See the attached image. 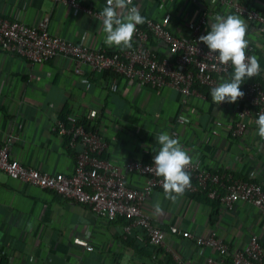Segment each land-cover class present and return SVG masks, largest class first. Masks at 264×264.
I'll return each mask as SVG.
<instances>
[{
    "label": "crops",
    "instance_id": "0c3cea01",
    "mask_svg": "<svg viewBox=\"0 0 264 264\" xmlns=\"http://www.w3.org/2000/svg\"><path fill=\"white\" fill-rule=\"evenodd\" d=\"M79 1L82 8L54 0H0V14L28 23L48 16L57 34L113 50L116 46L104 42L99 15L105 0ZM244 1L264 8L262 0ZM133 5L143 16L164 19L169 14L168 24L179 32L185 30L187 18L194 19L198 13L191 0H133ZM208 10L210 25L216 16L224 15L215 0H208ZM229 14L237 15L229 12L224 16ZM245 22L247 38L264 68V23ZM72 67L70 58L56 56L33 63L0 50V145H6L23 163L73 172V151L67 138L55 132L52 125L63 113H78L86 120L98 114L97 122L108 139V149L102 156H110L116 163L127 156L148 159L154 149L160 148L156 136L166 132L179 139L189 155L203 159L205 165L264 180V140L257 128L232 140L226 127L230 110L223 103L217 105L211 97L193 96L184 104L175 89L158 90L123 77H118V89L112 91L105 75L94 73L88 74L92 84L87 86V78L75 74ZM219 120L222 122L217 123ZM127 181L140 187L144 177L128 175ZM157 203L163 209L161 216L154 214ZM144 210L162 226L176 224L199 234H207L214 226L210 223L211 206L186 191L173 203L158 187ZM127 222L122 216L114 221L97 217L81 203L0 173V264H163L153 262L151 249L141 247L126 233ZM215 226L228 241H243L252 233L260 234L264 241V214L242 203L222 211ZM89 243L94 249H87ZM167 243L184 256L195 253L189 240L179 239L177 243L169 236Z\"/></svg>",
    "mask_w": 264,
    "mask_h": 264
},
{
    "label": "built area",
    "instance_id": "2783aa9c",
    "mask_svg": "<svg viewBox=\"0 0 264 264\" xmlns=\"http://www.w3.org/2000/svg\"><path fill=\"white\" fill-rule=\"evenodd\" d=\"M54 1L75 8L83 7L79 0ZM191 1L198 13L194 19L187 18L183 32L173 30L168 24L169 14L164 19L146 15V23L137 26L132 47H115L111 51L57 34L51 28L48 16L36 23H28L0 14V50L13 52L33 63L46 62L56 56L70 58L73 72L85 76L87 86L92 84L88 74L94 73L105 75L112 91L118 89V77H123L158 90L175 89L184 104L193 96L207 99L197 85L206 86L211 93L213 87L230 79L234 69L231 65L219 64L215 54H208L207 46L199 42L198 38L206 35L211 26L208 0ZM215 1L224 15L234 12L249 24L264 23L263 7L244 0ZM247 39V55H256L252 42ZM260 68L259 75L240 86L245 93L242 98L235 103H223L230 110L226 127L232 140L241 139L254 128L258 129L255 123L257 114L264 113V68L261 64ZM98 118V114L86 120L81 114L67 113L65 118H56L52 125L55 132L67 138V145L73 151V172L27 165L11 155L6 145H0V173L81 203L97 217L109 221L125 217L128 221L124 226L126 233L132 235L141 247L151 249V259L155 263L163 261L168 264L171 259L169 264H264V241L258 233L238 242L226 240L216 226H212L207 234H199L176 224H157L145 212L144 204L156 188H163V178L155 175L153 164L159 149H154L148 159L127 156L116 163L110 156L103 157L108 149V139L99 127ZM183 120L180 117V121ZM187 171L194 180L191 178L186 191H197L200 186L210 198L220 201L222 211L242 203L264 214V180L248 178L220 166L205 165L198 157H193ZM134 174L144 177L142 186L134 187L128 183L127 176ZM169 236L177 243L179 239L189 240L195 253L184 256L167 243ZM87 249H94L93 243H89ZM200 256L203 257L201 261Z\"/></svg>",
    "mask_w": 264,
    "mask_h": 264
},
{
    "label": "clouds",
    "instance_id": "9594fccd",
    "mask_svg": "<svg viewBox=\"0 0 264 264\" xmlns=\"http://www.w3.org/2000/svg\"><path fill=\"white\" fill-rule=\"evenodd\" d=\"M99 15L102 18L105 44L121 49L132 47L137 26L146 23V18L141 15L139 7L133 5V0H106V6ZM247 33L248 25L240 16L219 15L211 22L207 34L198 38L199 42L207 46L208 54H215L219 64L231 65L234 69L229 80H223L211 89V100L217 105L237 102L245 95L240 87L244 79L260 74L258 57L247 55ZM257 115V134L264 140V113ZM156 142L160 148L153 158L155 175L163 178L165 198L175 203L191 185L187 169L193 163V157L182 147L179 139L166 132L158 134ZM154 214H164L159 203L154 206Z\"/></svg>",
    "mask_w": 264,
    "mask_h": 264
},
{
    "label": "trees",
    "instance_id": "16d2710c",
    "mask_svg": "<svg viewBox=\"0 0 264 264\" xmlns=\"http://www.w3.org/2000/svg\"><path fill=\"white\" fill-rule=\"evenodd\" d=\"M252 78H245L243 83L241 84V87L247 82L250 81ZM199 87V89L201 91H203L207 98L210 99L211 95H210V91L209 89L201 84L197 85ZM62 117H66V114H62ZM192 178V177H191ZM192 180H194L192 178ZM196 182V181H195ZM197 183V182H196ZM188 194H190L192 197L197 198V199H201L206 201L210 206H211V213H210V223L212 225H216V223L218 222V220L220 219V217L222 216V209H221V203L218 199H212L208 196L207 191L202 189L200 186H198V190L194 191V192H190V191H186ZM171 263V259L168 262V264Z\"/></svg>",
    "mask_w": 264,
    "mask_h": 264
}]
</instances>
